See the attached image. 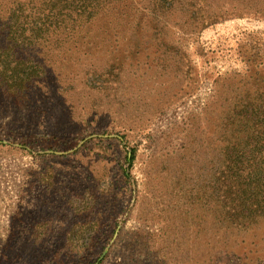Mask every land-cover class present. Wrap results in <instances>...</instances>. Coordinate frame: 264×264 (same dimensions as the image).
Segmentation results:
<instances>
[{
	"label": "rangeland",
	"instance_id": "rangeland-1",
	"mask_svg": "<svg viewBox=\"0 0 264 264\" xmlns=\"http://www.w3.org/2000/svg\"><path fill=\"white\" fill-rule=\"evenodd\" d=\"M46 1L0 0V264H264V132L228 120L264 0Z\"/></svg>",
	"mask_w": 264,
	"mask_h": 264
},
{
	"label": "trees",
	"instance_id": "trees-1",
	"mask_svg": "<svg viewBox=\"0 0 264 264\" xmlns=\"http://www.w3.org/2000/svg\"><path fill=\"white\" fill-rule=\"evenodd\" d=\"M48 1H46V2H48ZM56 1L59 4H64V3H66L67 0H56ZM56 1H54V2H55V4H57V6L54 7L51 5V8L53 7V10H55L57 12H55L53 10H50L47 14L42 12L40 14V16L35 18L38 21H41V23L43 24V27L47 26L48 24H46V23H49V22H51L50 24L55 22V24L58 25L56 27H59L62 24V22L64 21L63 19H65L66 17H69L68 15L63 14L62 9L57 10L58 9L57 8L58 3ZM84 1L85 2L83 5H85L86 7H88V8L96 7V6H93L94 0H84ZM46 2H44L42 6H45ZM100 4H101V2H100ZM16 5H17L16 6L17 9L13 12V16H18L22 13L19 17H23L24 9H23V7H21L23 4L17 3ZM48 6H49V4H48ZM40 9H41V7H40ZM81 11H83V10L81 9ZM86 11L82 12V13H86ZM78 15L80 16L81 13ZM91 16L92 15H88L87 18H90ZM50 24H49V26L45 27L44 33L47 32V30L50 29L51 27L55 28V26H51ZM9 34H10V32H9ZM21 85H22L21 83L17 87L15 85L16 89L21 90L22 88H24V86H21ZM262 94L263 93L261 91H258V90L253 91L251 94H249V92L246 91V93H244L243 97L248 98L249 95H252L256 99V98L261 97ZM228 120L230 122L229 126H231L230 131L233 132V134H236L240 131H247L249 129L253 130L255 127H260L262 132H264V103L259 102V103H250V104H248V103L247 104H238V105L234 106V114L232 116H228ZM247 120L251 121L252 126H247V124H246ZM253 132H256V134H259L258 129L253 130ZM132 160H133V153L131 152V156L129 157L128 162L130 163Z\"/></svg>",
	"mask_w": 264,
	"mask_h": 264
}]
</instances>
